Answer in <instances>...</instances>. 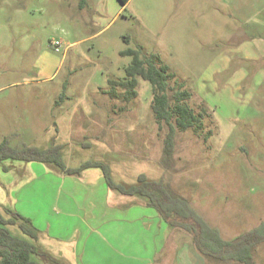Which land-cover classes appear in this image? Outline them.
<instances>
[{
  "label": "rangeland",
  "instance_id": "374dc122",
  "mask_svg": "<svg viewBox=\"0 0 264 264\" xmlns=\"http://www.w3.org/2000/svg\"><path fill=\"white\" fill-rule=\"evenodd\" d=\"M138 47L170 66L171 86L183 83L189 104L207 111L203 134L212 135L177 131L171 168L150 82L139 77L129 102L108 93V80L124 79L132 60L121 52ZM4 139L60 144L68 167L101 161L118 183L142 173L164 180L236 239L264 220V0H0ZM14 164L0 167V209L7 215L10 201L42 232L40 264H177L180 248L194 246L154 207L127 203L142 197L111 193L100 168L71 176L43 162ZM253 254L264 264V242Z\"/></svg>",
  "mask_w": 264,
  "mask_h": 264
},
{
  "label": "trees",
  "instance_id": "16d2710c",
  "mask_svg": "<svg viewBox=\"0 0 264 264\" xmlns=\"http://www.w3.org/2000/svg\"><path fill=\"white\" fill-rule=\"evenodd\" d=\"M126 4L129 0H119ZM127 41L130 36H124ZM121 55H130L131 62L126 67V76L121 80L109 79L110 90L113 97H122L129 102L137 97L138 78L150 82L153 99L152 111L159 128L168 126L163 139L164 162L171 168L176 148L177 131L184 132L190 128L196 134L204 133V119L206 109L196 111L190 104L192 92L184 87L183 83L171 86V80L176 76L170 66L162 63L155 54L145 55L141 47L128 48ZM118 87L123 93L118 92ZM63 95V94H62ZM61 95V96H62ZM212 131L203 134L204 141L212 135ZM8 160L25 162H43L55 165L60 171L69 175H79L83 170L97 167L102 170L104 178L110 189L126 196L144 198L145 204L154 207L166 220L171 230H182L193 238L195 249L205 262H237L240 264H254V249L264 242V220L256 227L238 236L227 240L218 228L213 227L190 201L175 191L164 180L150 179L146 174H140L137 183L126 185L115 182L111 168L101 161H86L78 167H68L62 152V145L53 144L47 148L32 145L12 146L7 139L0 143V166L8 171L5 165ZM0 209V264H40L35 258L39 252L36 244L38 229L30 219L24 217L11 208ZM16 225L22 234H15L11 226ZM166 251L160 256L161 260Z\"/></svg>",
  "mask_w": 264,
  "mask_h": 264
},
{
  "label": "crops",
  "instance_id": "0c3cea01",
  "mask_svg": "<svg viewBox=\"0 0 264 264\" xmlns=\"http://www.w3.org/2000/svg\"><path fill=\"white\" fill-rule=\"evenodd\" d=\"M11 160H8V161H6V166H8V171H10L11 169H10V167L13 165H15L14 163H18L17 165H21L22 163H26L25 161H19V160H12V164L11 165H9V162H10ZM48 165V164H47ZM0 167H2V166H0ZM49 168L50 169H52L53 171H54V173H57V174H66V173H64V172H62V171H60L59 169H56V168H52V166L51 165H49ZM3 169V168H2ZM8 171H6V172H8ZM66 175H69V174H66ZM72 176V175H71ZM75 176V175H74ZM109 190L111 191V193H113L114 195H115V192L116 191H114V190H112V189H110L109 188ZM118 193V192H117ZM118 195H120L121 197H127V198H132L131 196H126V195H122V194H120V193H118ZM1 202V201H0ZM127 203H128V205H130V204H138V205H141V206H143V207H145V206H147L146 204H145V201H144V198H136V202L135 201H131V199H129L128 201H127ZM8 208H11V209H13V210H15V208H14V206L12 205V203L9 201V207ZM16 211V210H15ZM171 233L172 232H170L169 233V235H167V237H169L170 235H171ZM43 236H42V232H40L39 230H38V239H37V243L40 241V239L42 238ZM47 237V236H46ZM171 237V236H170ZM48 238L50 239V240H53V239H51L49 236H48ZM168 241H169V238L167 239V243L165 244V247H164V250L161 252V253H158L157 254V259H159L160 258V256L163 254V252H165V251H167L166 250V248L168 247L167 245H168ZM36 243V244H37ZM38 245V244H37ZM63 248V247H62ZM193 248H195L193 245H192V242H187V244L186 245H184V246H182L181 248H180V250L178 251L179 253V256H178V258H177V264H196L195 263V261H194V259H197V257H199V259H201L202 260V256H199V254H198V256L196 255L195 256V254L194 255H192V252H193ZM64 250V249H63ZM63 250H62V253L64 254V252H63ZM185 254V255H184ZM183 255L185 256V257H183ZM64 256L66 257V258H68L65 254H64Z\"/></svg>",
  "mask_w": 264,
  "mask_h": 264
},
{
  "label": "built area",
  "instance_id": "2783aa9c",
  "mask_svg": "<svg viewBox=\"0 0 264 264\" xmlns=\"http://www.w3.org/2000/svg\"><path fill=\"white\" fill-rule=\"evenodd\" d=\"M53 43H54V45L56 46L57 49L62 45V42L59 41V40H55Z\"/></svg>",
  "mask_w": 264,
  "mask_h": 264
}]
</instances>
